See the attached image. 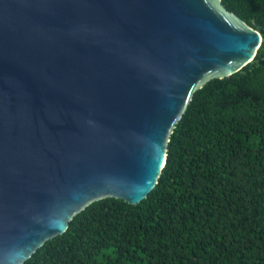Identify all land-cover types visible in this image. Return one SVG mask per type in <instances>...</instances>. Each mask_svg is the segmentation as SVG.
<instances>
[{
    "label": "water",
    "instance_id": "water-1",
    "mask_svg": "<svg viewBox=\"0 0 264 264\" xmlns=\"http://www.w3.org/2000/svg\"><path fill=\"white\" fill-rule=\"evenodd\" d=\"M261 41L221 0H0V264L147 197L194 92Z\"/></svg>",
    "mask_w": 264,
    "mask_h": 264
},
{
    "label": "trees",
    "instance_id": "trees-1",
    "mask_svg": "<svg viewBox=\"0 0 264 264\" xmlns=\"http://www.w3.org/2000/svg\"><path fill=\"white\" fill-rule=\"evenodd\" d=\"M262 41L196 90L137 204L96 200L23 264H264V0H221Z\"/></svg>",
    "mask_w": 264,
    "mask_h": 264
}]
</instances>
